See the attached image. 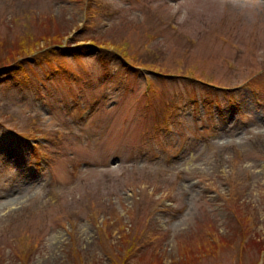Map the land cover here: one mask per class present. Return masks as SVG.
Listing matches in <instances>:
<instances>
[{
  "label": "rangeland",
  "instance_id": "1",
  "mask_svg": "<svg viewBox=\"0 0 264 264\" xmlns=\"http://www.w3.org/2000/svg\"><path fill=\"white\" fill-rule=\"evenodd\" d=\"M0 65V264H122L132 239L135 264H264L263 0H0Z\"/></svg>",
  "mask_w": 264,
  "mask_h": 264
},
{
  "label": "trees",
  "instance_id": "2",
  "mask_svg": "<svg viewBox=\"0 0 264 264\" xmlns=\"http://www.w3.org/2000/svg\"><path fill=\"white\" fill-rule=\"evenodd\" d=\"M33 40H34V38H33ZM56 44L59 45V44H61V42H56L55 45ZM0 66H4V65H0ZM131 248L132 247H130V249H128V251H126L124 253V255L119 256V258L121 259L122 264H131V259H130V254L132 252Z\"/></svg>",
  "mask_w": 264,
  "mask_h": 264
}]
</instances>
